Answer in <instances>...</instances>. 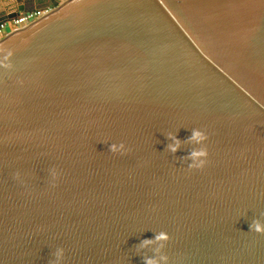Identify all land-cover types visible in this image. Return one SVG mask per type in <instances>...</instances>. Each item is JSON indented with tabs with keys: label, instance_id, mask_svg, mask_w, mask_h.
<instances>
[{
	"label": "water",
	"instance_id": "obj_1",
	"mask_svg": "<svg viewBox=\"0 0 264 264\" xmlns=\"http://www.w3.org/2000/svg\"><path fill=\"white\" fill-rule=\"evenodd\" d=\"M41 6L0 40V264H264V0Z\"/></svg>",
	"mask_w": 264,
	"mask_h": 264
},
{
	"label": "clouds",
	"instance_id": "obj_2",
	"mask_svg": "<svg viewBox=\"0 0 264 264\" xmlns=\"http://www.w3.org/2000/svg\"><path fill=\"white\" fill-rule=\"evenodd\" d=\"M171 136V133H169ZM207 134L205 131H203L201 128H193L191 136L189 139L201 143L204 140H206ZM172 139L175 141L174 143L169 144L167 147L170 151L175 152L178 145H179V140L172 136ZM108 150L113 153H118V154H124L128 148L126 144L123 141L119 142H113L108 145ZM191 162L189 163L188 167L189 169H199L202 168L205 163H206V157H207V149L204 146H201L200 148L194 149L190 154ZM261 216H264V212L261 213ZM249 229L255 231V232H264V221H262L260 218L254 219L250 224H249ZM168 239V235L166 232H159L156 233L155 236L151 239H145L141 242L140 246H146L148 244L153 243L154 241H165ZM159 249H157L158 251ZM62 249L57 250V256L62 254ZM167 256L161 254L159 257V260L156 259L155 257H145V264H160V261H167Z\"/></svg>",
	"mask_w": 264,
	"mask_h": 264
},
{
	"label": "built area",
	"instance_id": "obj_3",
	"mask_svg": "<svg viewBox=\"0 0 264 264\" xmlns=\"http://www.w3.org/2000/svg\"><path fill=\"white\" fill-rule=\"evenodd\" d=\"M57 7H43L21 11L17 16L0 21V40L12 33L23 30L43 17L51 14Z\"/></svg>",
	"mask_w": 264,
	"mask_h": 264
},
{
	"label": "crops",
	"instance_id": "obj_4",
	"mask_svg": "<svg viewBox=\"0 0 264 264\" xmlns=\"http://www.w3.org/2000/svg\"><path fill=\"white\" fill-rule=\"evenodd\" d=\"M51 1H54V0H40V4L37 2V3H32L30 4V7L27 8L26 10L28 9H35V8H43L41 6L42 3H45V2H51ZM17 5V2L14 1V0H0V15L2 14H5L6 12H9L10 10L14 9Z\"/></svg>",
	"mask_w": 264,
	"mask_h": 264
},
{
	"label": "rangeland",
	"instance_id": "obj_5",
	"mask_svg": "<svg viewBox=\"0 0 264 264\" xmlns=\"http://www.w3.org/2000/svg\"><path fill=\"white\" fill-rule=\"evenodd\" d=\"M60 1H61V4H62V3H64V2H66L67 0H60Z\"/></svg>",
	"mask_w": 264,
	"mask_h": 264
}]
</instances>
